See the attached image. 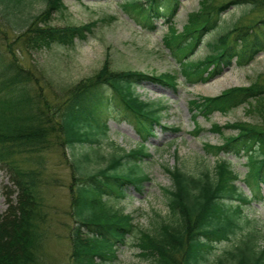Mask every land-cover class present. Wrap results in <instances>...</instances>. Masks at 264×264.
Returning <instances> with one entry per match:
<instances>
[{
  "label": "trees",
  "instance_id": "1",
  "mask_svg": "<svg viewBox=\"0 0 264 264\" xmlns=\"http://www.w3.org/2000/svg\"><path fill=\"white\" fill-rule=\"evenodd\" d=\"M34 1L0 0V16L22 32L24 45L30 50L72 46L76 40H87L98 24L91 21L55 26L51 18L66 8L64 1L41 0L45 8L41 14H33L30 9ZM183 1L123 0L122 6L144 29L154 31L160 19L166 21L171 34L165 42L168 39L169 45H175L188 80L219 76L234 61L246 65L264 49V29H260L264 28L263 16L254 23L233 24L208 42L206 57L192 61L201 39L216 28L231 4L253 7L258 4L264 10V0L219 3L202 0L200 10L191 13L183 30L178 31L174 24ZM168 75L151 77L174 84L175 77ZM145 78L150 77L141 71L112 68L106 58L95 74L73 84L68 95L49 113L45 110L48 102L42 104L44 96L32 86V81L39 82V75L34 76L16 58L6 57L0 51V162L12 170L19 192L18 200L11 201L12 218L8 219L10 215L6 213L0 215V264H43L40 251L47 236L35 221L40 215L34 189L37 179L33 172L22 170L14 159L31 149L39 150L42 144L47 145L52 129L69 148L73 162L70 190L74 224L69 231L71 255L66 264H119L117 249L132 235L140 250L136 264H264V245L251 218L244 212L242 203L250 201L234 183L239 172L231 160L218 158L213 166L205 164L193 173L180 167L168 168L173 185L165 192L174 219L161 222L154 231L141 228L134 223L132 215L123 213L116 205V201L129 194L130 183L140 189L139 162L147 155L143 143L139 149L121 148L123 154L113 153L105 167L93 172L88 169L91 154L78 147L96 146L92 148L94 153L104 157L101 138L106 136L108 126L98 115L103 108L140 118L142 129L147 135L152 133L162 105L154 107L137 93L136 84ZM103 83L112 87L111 98H106L100 90ZM6 88L10 94L8 99ZM260 94L255 84L234 86L218 95L193 100L192 109L195 116L206 117L215 111L228 113L243 104L254 109L260 105ZM255 100L257 105L253 103ZM229 126L238 129L237 134L222 145L205 144L204 148L214 156L225 153L246 157L245 179L258 190L264 183V125L241 121ZM220 128L215 126L214 130L221 131Z\"/></svg>",
  "mask_w": 264,
  "mask_h": 264
},
{
  "label": "rangeland",
  "instance_id": "2",
  "mask_svg": "<svg viewBox=\"0 0 264 264\" xmlns=\"http://www.w3.org/2000/svg\"><path fill=\"white\" fill-rule=\"evenodd\" d=\"M202 0H185L175 18V28L183 30L189 16L200 10ZM222 2L225 0H215ZM66 9L55 12L51 22L55 26L82 25L98 21L94 33L87 40L77 41L73 46L53 45L50 48L33 50L25 47L21 33L0 16V51L16 61L33 75L40 77L38 83L32 81L37 93L44 96L43 102H48L46 111L54 110L58 102L64 99L72 84L95 74L109 59L112 68L142 70L155 72L162 76L179 78L177 88L153 82H143L136 89L144 99L150 102H160L166 105L162 110L160 125L156 126L155 136L146 140L150 157L146 158L142 167L148 175L143 181L141 191L131 189L130 197L116 203L117 208L124 213H131L135 222L143 229L154 231L161 222H170L173 215L168 204L169 196L165 192L173 185L168 168L178 165L183 170L195 172L205 164L213 166L217 160L206 152L203 143L222 144L230 136L238 132L232 125L234 122H247L253 125H264V50L249 64L240 66L233 63L223 74L211 80L202 79L200 82L185 80V74L180 72L182 60L176 54L175 45L164 41L171 30L164 20L158 21V30L149 32L143 29L123 8V0H64ZM245 4V3H244ZM222 15L215 29L209 31L201 39L194 52L193 59L203 58L208 53V42L214 41L239 21L250 24L259 21L264 16V10L257 4L236 6L231 4ZM45 8L41 0H35L30 12L41 14ZM264 26V25H262ZM260 29H264L263 27ZM180 61V63L178 62ZM183 64V63H182ZM40 68V69H39ZM168 71V72H166ZM175 73L173 75L171 72ZM171 77V76H170ZM207 80V81H206ZM174 81H177L175 79ZM255 84L261 93L258 101L253 103L257 108L243 104L228 114L216 112L205 118L198 115L194 118L191 111L192 100L200 101L201 96L220 94L233 86H250ZM109 95L112 89L104 85ZM6 88V99L9 98ZM154 107L158 105L155 103ZM260 107V111L258 110ZM108 119L109 133L101 144L103 158L97 157L94 147L81 145L83 152H90L92 160L87 164L90 171H96L108 164L109 157L115 152L123 154L134 149L140 141L138 131L132 117L116 121L108 112L103 114ZM195 122L200 130L195 129ZM220 125V130H212V125ZM168 128H179V131ZM47 145L42 144L39 150L31 149L17 155L15 163L25 171L33 172L36 176L35 191L38 196L39 217L36 222L42 227L47 236L44 248L40 251L43 264H66L71 254L69 231L73 225L71 213L72 157L70 150L54 129L51 130ZM235 168L241 172V179L247 172L243 164L245 158L237 159L228 156ZM127 161H125L126 163ZM127 166V164H126ZM168 169V170H167ZM10 167L0 162V215H10L12 218L11 201L19 197L18 188L14 183ZM244 186V183L240 181ZM246 188V187H245ZM248 191V189H247ZM245 213L250 216L260 231V243H264V187L262 199L245 206ZM231 244V243H230ZM220 245V248H223ZM135 245L134 236L122 246L118 252L119 264H136L140 257Z\"/></svg>",
  "mask_w": 264,
  "mask_h": 264
}]
</instances>
